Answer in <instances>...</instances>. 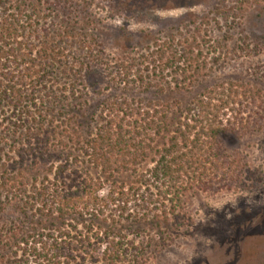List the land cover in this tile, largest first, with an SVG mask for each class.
I'll list each match as a JSON object with an SVG mask.
<instances>
[{
  "label": "trees",
  "instance_id": "16d2710c",
  "mask_svg": "<svg viewBox=\"0 0 264 264\" xmlns=\"http://www.w3.org/2000/svg\"><path fill=\"white\" fill-rule=\"evenodd\" d=\"M167 46L113 58L78 2L0 0V264H148L191 191L242 183L223 143L264 129L263 89L241 85L253 102L210 120L202 50ZM98 70L110 94L92 109Z\"/></svg>",
  "mask_w": 264,
  "mask_h": 264
},
{
  "label": "rangeland",
  "instance_id": "374dc122",
  "mask_svg": "<svg viewBox=\"0 0 264 264\" xmlns=\"http://www.w3.org/2000/svg\"><path fill=\"white\" fill-rule=\"evenodd\" d=\"M73 1L96 20L110 57L126 47L134 63L147 65L162 48L170 53L173 40L174 48L202 50L210 88L219 86L210 95V120L229 124L237 103L253 102L241 85L263 89L264 97V0ZM94 79L88 97L97 109L110 92L103 71ZM231 84L239 87L231 90ZM223 147L240 155L242 183L228 191H191L185 199L188 223L156 238L148 264H264V129L228 136Z\"/></svg>",
  "mask_w": 264,
  "mask_h": 264
}]
</instances>
